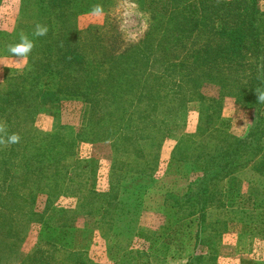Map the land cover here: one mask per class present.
<instances>
[{
    "label": "trees",
    "instance_id": "1",
    "mask_svg": "<svg viewBox=\"0 0 264 264\" xmlns=\"http://www.w3.org/2000/svg\"><path fill=\"white\" fill-rule=\"evenodd\" d=\"M134 1L142 10L157 16V36L168 37V49H181L180 61L188 70L182 77L173 79V82L161 81L159 95L154 91H145L142 81V73L153 77L157 74L153 73L156 65L163 63L160 62L162 56L150 50L151 44L147 45V41L152 38L151 33L146 32L144 40L124 50H116L113 37L108 36L106 40L109 43L105 45L100 42L93 28L80 31L71 22L74 16L90 12L93 5L99 4L104 8L112 0H37L34 24L30 27L19 26L16 30L13 38L20 39L21 35H25L34 42V47L26 56V70L13 78L0 95V121L4 123L0 138L7 141V137L12 134L20 137L18 143L4 144L5 154L0 150V168L3 171L0 175V199L7 201L9 206L0 203L2 209L9 208L5 216L26 215L28 219L25 224L35 222L41 230L50 227L49 217L55 212L46 208L49 214L44 216L45 210L36 220L39 216L31 204L23 213L24 207L13 201L19 195L14 173L21 166L24 167V178L31 180L30 196L33 198L38 194L52 196L59 182L72 183L71 179H65L63 175L62 158L55 155L52 146L39 139H35L33 152L29 156L19 157L24 140L19 133L21 122L26 119L27 113L32 122L40 113L38 105H57L61 101L75 99L89 104L91 115L96 113L97 106H102L100 122L115 128L112 149L122 151L126 154L125 159L130 157L132 161L131 167L124 165V162L116 165L114 161L110 165L119 179L118 171L121 169L125 173L133 171L150 175L155 161L147 147L157 152L168 128L183 125L187 105L195 103L198 113L196 129L200 135L197 151L188 158L179 150L180 146L170 154V161L179 170L173 173L188 180L183 195L149 190L142 205H117L113 187L107 194H93L99 203L88 213L91 214L93 210L98 222L110 216L114 225L123 223V233L126 234V245L115 241L106 245V250L122 251L124 259L119 264H125V249L135 235V224L143 211L166 215L170 211L176 214L180 210H193L199 229L213 237L220 236L228 222H248L255 226L256 237L264 239V194L249 189V197L253 199L250 210L241 206L227 208L224 198L226 177L236 172L242 163L246 165L257 160L253 170L264 175V168L260 166L264 164V130L255 128L254 123L244 138L231 137L226 125L220 123V100L206 99L199 93L203 84H212L218 87L220 96L231 97L240 107L258 112L264 106V102L258 101L255 94L257 89L264 91V23L257 8V0ZM37 24L47 27L46 35H33ZM3 39L12 43L7 34L0 33V41ZM134 78L137 81L132 83L130 80ZM131 84L134 86L130 88ZM97 85L103 88L96 93ZM176 95L182 99L177 102L166 99L167 96ZM128 96H131L132 101L127 99ZM144 98L152 102L148 110H138L133 106V100L142 102ZM25 106L29 107L27 113L23 110ZM90 129L88 125L85 132H90ZM110 175V182L115 181L117 186L119 181L112 173ZM84 179L86 184L87 180ZM88 195L86 192V198ZM174 221L172 217L165 223L169 226ZM13 224L12 219L7 217L5 225L0 219V264L59 262L54 258L55 249L40 248L44 244L42 235L48 231H40L35 248L23 257L19 253L22 241L19 234L25 233L27 227H12ZM119 235L115 233L112 239ZM158 243H151V247ZM78 244L81 245L80 242ZM48 247L51 249L53 245L49 244ZM74 254L78 255L68 252V264L77 263L76 258L72 261ZM200 259L198 256L190 259L189 256L184 264H198Z\"/></svg>",
    "mask_w": 264,
    "mask_h": 264
},
{
    "label": "rangeland",
    "instance_id": "2",
    "mask_svg": "<svg viewBox=\"0 0 264 264\" xmlns=\"http://www.w3.org/2000/svg\"><path fill=\"white\" fill-rule=\"evenodd\" d=\"M36 5L37 0H0V33L7 34L9 40H12L11 44L19 42V38H13L19 26L30 27L34 24V16L37 14ZM257 8L264 23V0H257ZM71 22L80 31L93 28L94 33L100 37V42L105 45L109 43L106 40L107 37H113L115 41L113 46L116 50H124L129 45L144 40L146 32L151 33L152 38L147 41V45L151 44L150 50L161 55L165 61L162 57L160 58V62L163 63L156 65L153 73L157 74L153 77H147L145 72L142 73L144 90L149 93L154 91L159 95L161 81L167 83L172 80L173 82V79L182 77L188 72L186 65L180 61L181 49L174 47L168 49V37L157 36V16L142 10L134 0H112L108 6L103 8L101 15H91L90 12L81 13L74 16ZM9 42L4 39L0 41L2 44L0 45V95L9 86L11 80L27 68V58L13 55L9 51ZM146 77L148 79L144 82ZM130 81L133 83L137 79L134 78ZM133 86L131 84L129 87ZM102 88V85H97L96 93ZM199 93L206 99L220 100V123L222 126L226 125L231 137L244 138L254 123L255 128L264 130V106L258 112L240 107L234 103L231 97L220 96L218 87L212 84H203L199 88ZM187 97H189L188 94ZM127 99L132 101L131 96H128ZM166 99L177 102L182 98L176 95L174 97L167 96ZM151 105L152 102L148 101V98H144L142 102L133 100V106L138 110L147 109ZM37 108L40 109V113L36 115V118H33L34 122L29 119L27 113L29 107L23 108L27 116L21 122L19 131L20 136L24 137L19 157L29 156L33 152L32 146L35 139H39L52 146L55 155L62 158L63 175L65 179H71L72 183L66 181L65 184H59V182L52 196L38 194L33 198L30 196L31 180L24 178V167L21 166L14 173L15 183L19 185V195L13 201L24 207L23 213H26L28 205L31 204L39 216L36 217V220L42 216V212L45 210L44 216L49 214L50 211L46 208L53 209L55 212L49 217L50 227H43L40 230L35 222L29 225L25 224L28 219L26 215H23L24 217L14 214L5 216L9 208L2 209L1 206L0 219L4 225L5 217H7L14 222L12 227H27L25 233L19 234L22 237L21 244L19 243V253L23 257L29 255L35 248L40 238V231H48L42 235L44 244L40 248L55 249L54 258L59 261L57 264H68L66 261L68 252L78 253L72 257V261L76 258V264L78 262L79 264H107L108 257L105 246L115 241L126 245L127 242L124 241L126 234L123 233V223L114 225L110 216L98 222L93 210L91 214L88 213L99 203L93 194L98 193L99 196L107 194L113 187L117 205H142L149 190L175 196L183 195L187 190L188 180L173 173L179 170L178 166L170 161V154L174 148L181 146L179 150L186 157L190 158L195 155L200 141V135L196 129L197 105L195 103L187 105L184 124L168 128L157 152L147 147L149 155L153 156L155 161L150 175L133 171L125 173L121 169L118 171L119 179L111 170L110 165L114 161L116 165L124 162V165L131 167L132 161L130 157L125 159L126 154L122 151L112 149L111 141L115 128L100 122L102 106H97L96 113L93 115L90 114L89 104L75 99L61 101L57 105H38ZM0 124L4 123L0 121ZM88 125L91 126L90 132H85ZM78 139L81 140L78 141ZM182 145L185 146L182 147ZM3 147L4 144L0 150L2 154H5ZM175 153H177L176 150ZM242 160L244 162L245 158ZM256 161L248 162L246 165L242 163L236 172L226 177L224 198L227 208L233 209L241 206L243 209L250 210L253 202V199L249 197L250 188L264 194V175L253 170ZM260 166L262 169L264 168V164ZM110 173L119 181L117 186L115 181L110 182L112 176ZM2 174L3 171L0 168V175ZM84 177L87 180L86 184H84ZM155 182L158 185H155ZM21 185L24 186L21 187ZM169 186H174L177 191H170ZM142 187H146V189L144 190ZM86 192L89 194L88 198H86ZM180 192L184 193L180 194ZM28 193L30 197H28ZM0 203L8 206L7 201L0 199ZM172 217L175 218V221L168 226L165 221ZM140 221L147 230L158 227L155 233L157 237L137 232ZM254 227L252 223L232 221L226 224L220 236L213 237L199 229L193 210H180L176 214L170 211L166 215L156 211H143L135 224V235L128 248L125 249L127 251L125 264L138 263L139 256L133 249H137L140 245H146L147 249L151 247V243H160L164 240L170 243L173 251H177L174 252V255L178 254V250L183 249L181 251L183 257L186 254H188L187 257L190 256V259L195 256L200 257L198 264L264 263V239L256 237ZM115 233L120 235L116 239H112ZM49 244L53 245V248L49 249ZM90 245L94 246L93 250L89 248ZM219 246H222L220 252Z\"/></svg>",
    "mask_w": 264,
    "mask_h": 264
},
{
    "label": "crops",
    "instance_id": "3",
    "mask_svg": "<svg viewBox=\"0 0 264 264\" xmlns=\"http://www.w3.org/2000/svg\"><path fill=\"white\" fill-rule=\"evenodd\" d=\"M154 184L156 185L157 183L155 182ZM166 188L168 187L166 186ZM169 188H170L169 190L172 192L177 191L176 189H174L175 188L174 186H169ZM142 189L145 190L146 187L145 188L142 187ZM184 192H180V194L181 193L183 194ZM141 223L142 221L138 223L137 232H142L143 235L157 237L155 233L158 227L147 230L146 228L143 227V224ZM161 242L158 243L156 246H152L150 249L148 248L146 249V245H140L137 247V249H133L135 250L137 256H139L138 263L135 262V264H181V263L184 264L185 263L186 258H188L189 256L187 257L188 254H186L183 257V254H181V251L183 249L178 250V254L174 255V252H177V251H173L174 249H172V247L170 246V243L166 242L165 240ZM93 247L94 246L92 245L89 246L91 250H93ZM221 247L222 246L218 247L219 252L221 251ZM90 254L92 253L90 252ZM107 257H108L107 264H119L120 262H122V259H124L123 252L119 250H114V249L111 251H107Z\"/></svg>",
    "mask_w": 264,
    "mask_h": 264
},
{
    "label": "clouds",
    "instance_id": "4",
    "mask_svg": "<svg viewBox=\"0 0 264 264\" xmlns=\"http://www.w3.org/2000/svg\"><path fill=\"white\" fill-rule=\"evenodd\" d=\"M102 13L103 7L99 4L93 5L90 10L91 15H101ZM47 31L48 29L46 26L37 24L35 26L33 35L36 37L44 36L46 35ZM33 47L34 42L30 40L27 36L21 35L18 43L9 45V51L17 57H26L31 53ZM255 94L257 95L258 101L264 102V91L257 89V92ZM3 130L4 126L0 124V131ZM19 139L20 137L17 134H12L7 137V141H5L3 138H0V144H15L19 142Z\"/></svg>",
    "mask_w": 264,
    "mask_h": 264
}]
</instances>
